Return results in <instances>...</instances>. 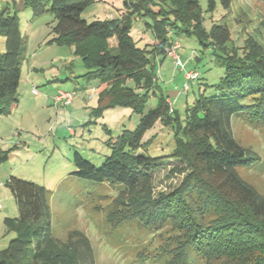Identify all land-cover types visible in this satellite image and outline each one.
Returning a JSON list of instances; mask_svg holds the SVG:
<instances>
[{
    "label": "trees",
    "instance_id": "1",
    "mask_svg": "<svg viewBox=\"0 0 264 264\" xmlns=\"http://www.w3.org/2000/svg\"><path fill=\"white\" fill-rule=\"evenodd\" d=\"M97 1L24 0L33 18L47 11L54 15L51 42L73 47L87 68L85 76L105 85L93 116L117 107H129L141 116L135 129H124L107 141L111 153L100 167L74 151L75 174L135 188L166 160L182 162L187 172L174 191L156 200L140 198L147 225L158 229L172 225L181 238L177 264H264V195L239 173L240 168L253 167L260 156L238 143L231 125L232 116L244 110L264 121V46L250 36L242 52L229 47V27L214 23L206 29L200 0H124L126 9L120 17L88 22L82 11ZM218 1L225 8L233 2L208 0L207 8L214 10ZM135 17L151 19L147 23L155 36L151 49L139 47L132 37ZM180 35L195 36L203 50L212 48L225 67L224 76L212 84L215 93L199 94L184 118L164 93L146 112L158 86L156 59L169 56ZM0 36L6 38L0 53V114H9L19 101L25 47L20 17L10 6L0 11ZM194 58L199 61L202 56ZM190 70L198 72L199 80L197 67ZM158 120L174 130L175 149L165 157L143 152L144 135ZM8 156L0 148V164ZM6 185L16 198L19 215L6 219L16 237L0 250V264H95L91 240L82 231L72 229L63 239L54 235L46 187L17 176Z\"/></svg>",
    "mask_w": 264,
    "mask_h": 264
},
{
    "label": "rangeland",
    "instance_id": "2",
    "mask_svg": "<svg viewBox=\"0 0 264 264\" xmlns=\"http://www.w3.org/2000/svg\"><path fill=\"white\" fill-rule=\"evenodd\" d=\"M204 26L225 24L231 32L229 47L242 52L245 40L252 36L264 46V0H233L229 8L219 1L209 10L208 0H200ZM10 6L17 11L25 37L22 73L17 91L18 103L9 114H0V148L9 156L0 164V250L16 237L6 219L19 215L16 198L6 185L17 176L46 187L51 195V223L54 235L63 239L79 229L91 240L95 264H177L176 246L181 238L172 225L158 229L144 222L140 198L158 199L174 191L186 175V165L168 159L146 183L135 188L115 183L96 182L75 174L74 151L100 167L111 153L107 141L124 129L133 130L140 115L129 107L108 109L93 116L98 96L105 85L85 76L87 68L73 47L51 42L57 20L47 11L33 18L24 0H0V11ZM124 0H100L82 11L88 22L120 17ZM151 19L135 17L131 35L139 47L152 48L155 36L147 26ZM179 54L189 66L197 67L200 79L189 83L169 56L156 61V94L151 93L146 112L158 104L164 93L182 118L200 93H215L212 84L224 76L225 67L212 48L203 50L195 36L180 35ZM195 55L202 58L197 61ZM186 66V69H189ZM132 85L133 83L130 82ZM201 84V87H200ZM33 88L39 93L34 94ZM59 90L74 93L67 106L56 103ZM172 105V104H171ZM234 137L240 145L260 156L251 168H240V175L264 195V121L244 110L232 116ZM143 141L145 155L165 157L175 149L174 130L158 120L148 129ZM137 196L138 201H132ZM141 196V197H140ZM198 264V263H191ZM214 264H219L214 262Z\"/></svg>",
    "mask_w": 264,
    "mask_h": 264
},
{
    "label": "built area",
    "instance_id": "3",
    "mask_svg": "<svg viewBox=\"0 0 264 264\" xmlns=\"http://www.w3.org/2000/svg\"><path fill=\"white\" fill-rule=\"evenodd\" d=\"M180 47H181L180 42L176 40L174 41L168 53H169V56L173 59L175 65L179 67V69L185 72L184 74H185L186 85L184 86V90L188 91V88H189L188 82L195 80L198 77V72L194 70L186 69V64L179 54ZM33 93L38 94L39 93L38 89L33 88ZM73 97H74L73 92L59 90L55 96V100H56V103H63L64 105H68L73 100ZM0 206H1V203H0Z\"/></svg>",
    "mask_w": 264,
    "mask_h": 264
},
{
    "label": "crops",
    "instance_id": "4",
    "mask_svg": "<svg viewBox=\"0 0 264 264\" xmlns=\"http://www.w3.org/2000/svg\"><path fill=\"white\" fill-rule=\"evenodd\" d=\"M5 44H6V38L3 37V36H0V53H2V52L5 51ZM159 60H160V57H157L156 61H159ZM198 60H199V59H198ZM160 62L162 63L163 60H160ZM189 63H190V62H188V63L186 64L187 67L189 66ZM188 68H189V70H190V69L193 68V66H190V67H188Z\"/></svg>",
    "mask_w": 264,
    "mask_h": 264
}]
</instances>
